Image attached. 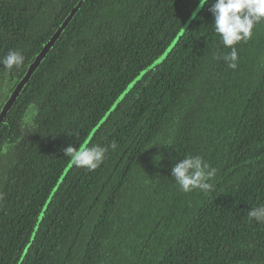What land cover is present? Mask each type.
<instances>
[{
    "label": "trees",
    "instance_id": "1",
    "mask_svg": "<svg viewBox=\"0 0 264 264\" xmlns=\"http://www.w3.org/2000/svg\"><path fill=\"white\" fill-rule=\"evenodd\" d=\"M77 1L0 0V59L24 56L0 65V98ZM198 3L82 2L0 125V264H264V223L248 217L264 204V22L230 69L208 0L93 132L100 167L64 156ZM186 155L217 169L213 191L179 190L171 167Z\"/></svg>",
    "mask_w": 264,
    "mask_h": 264
},
{
    "label": "clouds",
    "instance_id": "2",
    "mask_svg": "<svg viewBox=\"0 0 264 264\" xmlns=\"http://www.w3.org/2000/svg\"><path fill=\"white\" fill-rule=\"evenodd\" d=\"M207 3L208 0H199L192 17L195 18ZM208 10L213 17L215 33L219 35L223 46L230 49L222 59L228 68L235 70L238 67L236 45L251 39L255 25L264 22V0H212ZM23 62L24 56L16 50L9 51L0 59V65H3L6 71L19 69ZM37 114V107L32 106L25 113L24 120L31 124ZM156 145L170 146L161 143ZM63 151L64 156L69 158L73 166L88 171H95L105 159V149L100 145L91 147L85 145L82 148L69 145ZM216 174L217 169L211 167L200 155H186L171 167V178L183 193L196 190L205 194L210 193L214 189ZM248 217L257 223H264V204L251 208Z\"/></svg>",
    "mask_w": 264,
    "mask_h": 264
},
{
    "label": "water",
    "instance_id": "3",
    "mask_svg": "<svg viewBox=\"0 0 264 264\" xmlns=\"http://www.w3.org/2000/svg\"><path fill=\"white\" fill-rule=\"evenodd\" d=\"M84 0H78L77 3L73 6V8L69 11V13L66 15V17L61 21L59 26L55 29L54 33L50 36L48 41L43 45L41 50L36 54L34 59L28 64V67L26 68V71L23 73L22 77L17 81L15 86L9 91L8 96L4 100L3 104L0 108V125L3 123L7 113L15 103L16 99L20 95L22 89L25 87L27 81L31 77V75L34 73V71L38 68L41 61L44 59L48 51L52 48V46L55 44V42L60 37L63 30L68 26L69 22L72 20V18L76 15L77 11L79 10L82 2ZM196 9V8H195ZM192 14L187 20L186 24L180 29L178 34L174 37V39L171 41V43L168 45L166 50L148 67H146L144 70L140 72L138 76H136L129 85L122 91V93L117 97V99L112 104V107L107 111V113L101 118V120L94 126L93 130L89 133L88 137L83 141L80 148L85 146L90 138L93 135V132L100 126V123L103 122L105 117L110 113V111L114 108V106L123 98L125 93L132 87V85L135 83V81L141 77V75L148 69H150L152 66L157 65L161 60L168 54L170 50L174 47L179 37L183 34L185 31L187 25L192 19ZM71 163H69V166ZM44 211V209H43ZM43 211L41 214H43Z\"/></svg>",
    "mask_w": 264,
    "mask_h": 264
},
{
    "label": "rangeland",
    "instance_id": "4",
    "mask_svg": "<svg viewBox=\"0 0 264 264\" xmlns=\"http://www.w3.org/2000/svg\"><path fill=\"white\" fill-rule=\"evenodd\" d=\"M4 100V97L0 98V101H3Z\"/></svg>",
    "mask_w": 264,
    "mask_h": 264
}]
</instances>
